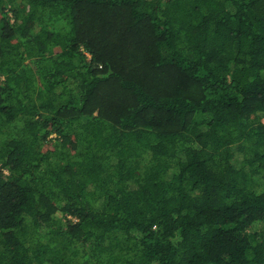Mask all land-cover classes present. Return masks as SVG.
<instances>
[{
    "label": "trees",
    "instance_id": "1",
    "mask_svg": "<svg viewBox=\"0 0 264 264\" xmlns=\"http://www.w3.org/2000/svg\"><path fill=\"white\" fill-rule=\"evenodd\" d=\"M0 264H264V0H0Z\"/></svg>",
    "mask_w": 264,
    "mask_h": 264
},
{
    "label": "rangeland",
    "instance_id": "2",
    "mask_svg": "<svg viewBox=\"0 0 264 264\" xmlns=\"http://www.w3.org/2000/svg\"><path fill=\"white\" fill-rule=\"evenodd\" d=\"M7 173V170H5V174Z\"/></svg>",
    "mask_w": 264,
    "mask_h": 264
}]
</instances>
